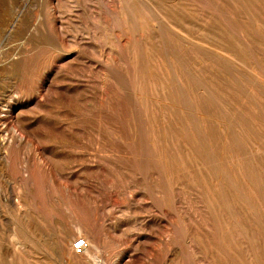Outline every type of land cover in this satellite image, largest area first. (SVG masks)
I'll list each match as a JSON object with an SVG mask.
<instances>
[{"label":"rangeland","instance_id":"obj_1","mask_svg":"<svg viewBox=\"0 0 264 264\" xmlns=\"http://www.w3.org/2000/svg\"><path fill=\"white\" fill-rule=\"evenodd\" d=\"M119 1L0 0V264H264V0Z\"/></svg>","mask_w":264,"mask_h":264},{"label":"bare ground","instance_id":"obj_2","mask_svg":"<svg viewBox=\"0 0 264 264\" xmlns=\"http://www.w3.org/2000/svg\"><path fill=\"white\" fill-rule=\"evenodd\" d=\"M131 1L132 0H120L119 2H117V4L119 5H122V6H125V7H127V9H131V5H130V3H131ZM151 1V0H150ZM110 2V1H109ZM200 2V1H199ZM202 2V1H201ZM205 3V2H204ZM104 5V4H103ZM202 5V4H201ZM108 6V5H107ZM142 6L143 7H145V8H147L145 5H143L142 4ZM189 6V5H188ZM200 6V5H199ZM205 6V5H204ZM110 7V6H109ZM121 7V6H120ZM190 7V6H189ZM116 8V7H115ZM207 9V8H206ZM218 9V8H217ZM105 11V10H104ZM149 11V10H148ZM213 11H215V10H213ZM147 12V11H146ZM216 12V11H215ZM147 14V13H146ZM218 15V14H217ZM134 16V15H133ZM219 16V15H218ZM117 17V16H116ZM220 17H222L221 15H220ZM135 19V18H134ZM121 20V19H120ZM124 21H126V20H124ZM160 21V20H159ZM152 22V21H151ZM152 23H154V22H152ZM124 24V23H123ZM155 24V23H154ZM153 24V25H154ZM157 25V24H156ZM159 26V25H158ZM111 29V28H110ZM122 33H131V34H134V33H137V32H142L144 29L142 28V27H140V26H138L137 25V23L136 22H132V23H130V24H124V26H122L121 27V29H119ZM129 36V35H128ZM133 38V37H132ZM134 48V47H133ZM214 49V48H213ZM134 51V50H133ZM135 52V51H134ZM136 56V55H135ZM137 60V59H136ZM168 67V66H167ZM111 70V69H110ZM133 70V69H132ZM139 71V70H138ZM133 73V72H132ZM136 74V73H135ZM131 79V78H130ZM202 80V79H201ZM147 81H148V79H147ZM203 81V80H202ZM201 82V81H200ZM125 84V83H124ZM123 84V85H124ZM135 84H137V83H135ZM143 84V83H142ZM141 84V85H142ZM146 84V83H145ZM138 85V84H137ZM153 85V84H152ZM134 86H136V85H134ZM142 87V86H141ZM140 87V88H141ZM206 88H208V87H206ZM135 89V88H134ZM141 90V89H140ZM143 90V89H142ZM206 90V89H205ZM150 91H151V89H150ZM140 92V91H139ZM183 92V91H182ZM184 92H186V91H184ZM206 92V91H205ZM141 93V92H140ZM146 94V93H145ZM150 95H152V94H150ZM214 95V94H213ZM138 96V95H137ZM158 103V102H157ZM134 104V103H133ZM136 104H137V102H136ZM146 104V103H145ZM220 108V107H219ZM193 109V108H192ZM193 111V110H192ZM152 113V112H151ZM142 114V113H141ZM146 116V115H145ZM219 118V117H218ZM219 120V119H218ZM198 123V122H197ZM222 126V125H221ZM220 126V127H221ZM224 128V127H223ZM151 129V128H150ZM222 129V128H221ZM223 132V131H222ZM149 135V134H148ZM153 135V134H152ZM143 136H145V135H143ZM153 137H154V135H153ZM145 138H146V136H145ZM155 140V139H154ZM146 141V140H145ZM143 144V143H142ZM146 147V146H145ZM154 148V147H153ZM73 234L71 233V231H69V230H66L64 233H63V236L61 237V239L59 240V243H60V246H61V248L62 249H66L67 250V254H68V258L66 259V264H71V260L72 259H74V258H76V257H78V258H84L85 256H84V253L86 252V250L87 249H84V251H83V253H77L76 251H74V249H73V247H71L72 248V250L70 249V244H71V242H72V240H73ZM77 238V237H76ZM76 238H74V240L76 239ZM74 240H73V242H74ZM86 241L88 242V240L86 239ZM73 244V243H72ZM87 247V246H86ZM177 261V260H176Z\"/></svg>","mask_w":264,"mask_h":264},{"label":"built area","instance_id":"obj_3","mask_svg":"<svg viewBox=\"0 0 264 264\" xmlns=\"http://www.w3.org/2000/svg\"><path fill=\"white\" fill-rule=\"evenodd\" d=\"M86 246L87 242L82 237H77L72 244L74 251H76L77 253L82 252L86 248Z\"/></svg>","mask_w":264,"mask_h":264}]
</instances>
